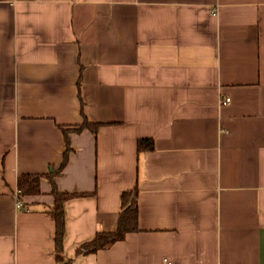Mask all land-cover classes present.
<instances>
[{
	"label": "crops",
	"instance_id": "1",
	"mask_svg": "<svg viewBox=\"0 0 264 264\" xmlns=\"http://www.w3.org/2000/svg\"><path fill=\"white\" fill-rule=\"evenodd\" d=\"M61 127L56 187L91 195L60 263L52 184L23 210L18 178L60 169ZM135 188L139 231L79 254ZM167 261L264 264V0H0V264Z\"/></svg>",
	"mask_w": 264,
	"mask_h": 264
},
{
	"label": "trees",
	"instance_id": "2",
	"mask_svg": "<svg viewBox=\"0 0 264 264\" xmlns=\"http://www.w3.org/2000/svg\"><path fill=\"white\" fill-rule=\"evenodd\" d=\"M79 101L80 114L82 117V124L79 128L73 130L80 133L86 129L94 134H97L102 125L92 124L88 120L85 112V104L81 95V88L79 86ZM65 136L66 151L63 155V161L59 170H54L49 174H23L18 178V203L21 208L26 210L22 205L25 198L35 197L42 194L41 183L44 179L52 184V194L55 197V204L49 209L48 214L56 224L55 247L57 252L58 262H64V236H65V212L64 203L72 198L90 196L91 194L80 193H60L55 184V178L59 176L62 170L67 166L70 155L73 151L71 147L69 134L63 127H61ZM138 154L153 152L155 150V143L153 139H141L138 141ZM138 188L132 191L124 192L121 196V211L119 215L116 229L112 232L98 231L95 239L89 243L84 244L78 253H96L100 250L109 248L110 246L124 241L128 234L139 231V212H138Z\"/></svg>",
	"mask_w": 264,
	"mask_h": 264
},
{
	"label": "built area",
	"instance_id": "3",
	"mask_svg": "<svg viewBox=\"0 0 264 264\" xmlns=\"http://www.w3.org/2000/svg\"><path fill=\"white\" fill-rule=\"evenodd\" d=\"M228 102H230V99H226V102L225 103H228ZM18 205L21 208V204L19 203ZM167 264H171V262L167 261Z\"/></svg>",
	"mask_w": 264,
	"mask_h": 264
}]
</instances>
